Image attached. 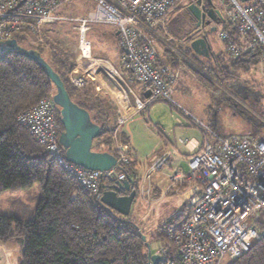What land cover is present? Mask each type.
Returning <instances> with one entry per match:
<instances>
[{"label": "built area", "instance_id": "built-area-1", "mask_svg": "<svg viewBox=\"0 0 264 264\" xmlns=\"http://www.w3.org/2000/svg\"><path fill=\"white\" fill-rule=\"evenodd\" d=\"M69 0H0V41L15 35L34 33L43 42L42 32L51 23L69 20L60 14ZM94 7L84 16L75 18L79 31V50L82 64H93L92 43L88 32L96 25L109 24L119 32L124 49L121 65L129 68L134 79L147 86L151 94L146 100L137 99L142 110L156 101L174 102L173 83L178 77L168 63L159 62L153 41L141 26L155 28L163 25L181 7L197 4L205 7L208 0H92ZM224 16L219 37L225 51L233 59L247 54H258L264 64V0H218ZM219 12V11H218ZM224 24H227L225 26ZM32 31V32H31ZM91 57L86 58L87 47ZM264 66V65H263ZM79 65L71 72L77 87L87 85ZM110 73L114 70L108 69ZM74 73V74H73ZM173 105V104H172ZM194 124H198L214 141H205L188 161V170L176 169L172 185H188L193 195L192 209L185 221L168 227L170 240L177 248L182 264H221L224 258L242 256L260 238L254 221L264 208V137L254 135L215 136L212 127L195 117L179 104L176 106ZM176 108V109H177ZM57 106L51 97L42 98L37 105L22 112L18 120L28 127L48 152L85 187L99 193L100 182L112 183L128 178L125 168L131 158L120 150L116 164L109 170H88L69 162L61 151ZM126 121L119 116L118 123ZM168 156H155L148 171L138 181V194L150 195L147 180L166 162ZM158 248L155 254H163ZM166 264H174L167 259Z\"/></svg>", "mask_w": 264, "mask_h": 264}, {"label": "trees", "instance_id": "trees-1", "mask_svg": "<svg viewBox=\"0 0 264 264\" xmlns=\"http://www.w3.org/2000/svg\"><path fill=\"white\" fill-rule=\"evenodd\" d=\"M184 15L190 16L184 10L181 17L176 18V34L184 33ZM49 31L45 27L42 32L43 42L37 41V34L27 31L10 39L16 40L15 45H10V40L0 41V194L12 188H29L35 183L43 190L33 219L0 214V241L21 246L18 264H152L147 244L153 255L154 242L164 250L158 264H166L167 259L182 264L177 258V248L169 238L168 227L185 221L192 204L185 205L182 211L172 215L148 236L131 214L122 215L101 202L98 192L82 185L30 129L19 122L22 112L37 105L44 97L53 99L57 92L49 73L26 54L27 50H32L59 75L72 100L89 111L93 121L101 126V133L94 140L96 145L119 156V146L113 138V133L119 130L115 109L110 101L95 92L93 84L82 89L71 83L69 75L77 66V51L72 43L66 45ZM118 46L122 57L124 49L120 40ZM213 56L211 63L202 64L208 75L196 70L199 80L209 88L216 84H232L242 78L241 74L250 72L251 66L261 62L258 54H247L238 60L232 58L229 62L223 54ZM224 98L228 104L236 105L232 97ZM56 106V117L62 127L61 108ZM261 132L264 131L253 134L260 136ZM61 151L66 157L62 145ZM136 166L137 161L131 158L125 172L138 182ZM112 185L107 178L101 180L99 193ZM118 192L125 194L126 190ZM254 226L258 231H264V208ZM143 235H146V242ZM227 261V264H264V234L242 256Z\"/></svg>", "mask_w": 264, "mask_h": 264}, {"label": "rangeland", "instance_id": "rangeland-1", "mask_svg": "<svg viewBox=\"0 0 264 264\" xmlns=\"http://www.w3.org/2000/svg\"><path fill=\"white\" fill-rule=\"evenodd\" d=\"M214 1L218 7H221L218 0H214ZM93 7H94V3L92 0L67 1L65 4L62 5L60 14L64 17L69 18V20H63L54 23L53 25H51L49 33L53 35V37H56L59 40L66 43V45H70L71 43L74 45L75 51H77L76 67L80 65L81 68H83V70H80L79 74H85L84 77L86 79L85 81H87L88 84L90 85L93 84L95 87L94 88L95 92L98 93V91L96 90V85H97L96 83L98 82L96 79L97 70L91 69L92 66H94V63L82 64V62H80V58L82 57V54L81 51L79 50V45H78L79 42L78 41L79 31L77 29L78 23L73 21L77 17L84 16L88 11L93 9ZM184 10L185 7H181L178 10L179 13L177 14L174 13L170 16H167V19L164 22V24L158 26V28L160 29V36L164 38V40L169 41L171 45L170 48L168 47L166 49L167 59L170 61L172 65L177 64L179 61L180 63L185 65V67L187 66L190 67L189 66L190 63L192 66L196 67L193 68L194 70L199 71L200 69L203 68L202 70H204V73L208 75L207 71L205 70L202 64H209L213 61V59L211 60L200 59L197 58V56H195L194 53L185 51L187 50L188 47V41L186 39L191 38L194 36V34H196L195 32H193L192 29L193 26L190 24V19H189L190 16L188 17V15H184L186 19V24L183 27L184 33L181 34L182 31L178 34L174 32V28L176 27V23H175L177 20L176 18L178 16L181 17V14L184 13ZM96 26L98 28H92L88 32V37L92 43V50L94 57L96 56L95 58H97V56H101L102 59L108 60L107 58L116 59V57L119 54L118 58L121 61L120 47L118 46L119 40L116 39L115 30L109 24L96 25ZM46 27L49 28V25ZM106 29H110L109 30L110 32H108ZM165 30L169 31V36H166ZM210 41L212 48H214L217 52L220 49L224 48L219 38V33H216L215 35L210 37ZM153 44L155 45L156 48L158 46L159 53L160 52L165 53V49L163 47V45H165V42H163V40L160 39L157 42L153 41ZM175 46L181 51L184 50L183 53L185 54L186 58L181 59L177 56V51L175 50ZM99 53L102 54L100 55ZM223 56L225 60L228 62L229 60L232 59L230 54H228L225 51V48H224ZM89 57H91V55H89ZM227 57L229 59H227ZM106 64L109 68L114 70L112 64L107 62ZM259 66L260 65H256L254 68H252L250 72L241 74L242 78L239 80H235L234 82H232V84H226V86L224 84H216L211 89V92H214L216 96L215 100L211 98L210 101L207 95L201 94V90L197 87L194 88L192 87L191 91H189V89L185 90L184 95L188 104H186L177 97L175 99L179 103L183 104L188 109V110L186 109L188 112L191 113L193 112L194 114L193 113L192 114L195 117L199 118L200 120L202 118H200L199 114L196 113H198L199 109L201 108V100H203V102L207 104L206 109L210 111L209 117L205 118V121L212 123L213 127L216 130L214 131V129L212 128L213 132H217L215 133V136L227 137L230 135H239V136L255 135L253 133L258 131H264V79L260 71L261 68ZM118 67H120V62H118ZM90 76H93L95 79L92 80ZM247 78L249 79L252 78L253 81L257 84V86L261 88L262 91L259 90V88H255L254 86H252L249 82L245 84L244 82L247 80ZM71 83L74 84L72 80ZM242 86L245 87L247 92L241 91ZM80 88L83 89L85 88V86L83 85ZM251 88H253L254 91H252ZM98 95L100 94L98 93ZM224 96L232 97L234 103H236L235 106L237 107L228 104L225 101ZM176 100H174V102L171 103L162 100L153 102L149 107H147L146 110L142 111V113L139 112V114H136L139 119L132 122L129 126L125 124L127 123V121H125V123L123 122L124 125H122L123 123L120 122L117 123L118 127H120L119 129L120 132L119 134L118 132L116 133L114 132L113 138L117 140L116 143L118 144V146L123 145L122 143L125 142L126 136L129 140L130 146H133L137 151L141 153L142 156L146 155L149 150H155L159 146H162L163 144L162 137L164 135L167 137V134L169 135L170 132L169 128L164 125L166 123V115L177 113L181 115L184 120H187V117L184 114L180 113L177 107H176L177 109L172 107V104L176 106L178 105ZM185 104L191 107V109L188 108ZM119 116L120 115L118 114L117 118ZM124 132L126 133V136H124ZM172 137L174 138V136ZM260 137H264V132L260 133ZM103 147L105 148L104 150L107 149L106 146ZM93 150L103 151L100 149V146L96 145L95 142L93 144ZM138 160H141L142 163L146 162V158L145 159L138 158ZM184 167L186 169L188 168L187 165H185ZM150 179L147 180V183ZM148 186L151 192L152 190L149 183ZM185 186L188 187V185L183 184V187ZM42 191H43L42 187L39 183H35L29 188L17 187L3 191L0 194V214L17 216L24 220L33 219L40 198L42 196ZM148 200L149 197L147 194L142 193L141 196H139L138 194L137 198L135 199L132 205L130 214L132 218L135 220V222L139 225V227L145 232V234L150 236V233L153 232L155 229H157L170 217H172V214H171V209L168 208L169 205H166V207L158 211L157 206H155V204L148 205V203L145 202ZM250 220L255 221L254 218H250ZM258 232L260 236L264 234V231L260 230ZM156 246H157V242L152 243V249ZM227 263H228L227 259L224 258L221 264H227Z\"/></svg>", "mask_w": 264, "mask_h": 264}, {"label": "crops", "instance_id": "crops-1", "mask_svg": "<svg viewBox=\"0 0 264 264\" xmlns=\"http://www.w3.org/2000/svg\"><path fill=\"white\" fill-rule=\"evenodd\" d=\"M54 23L49 24V29L51 25H53ZM141 27L143 29V33L147 37L151 38L152 41L157 42L161 39L163 40V42H165V45H163L165 49V53L163 52L159 53L158 46H157V50H158V55H159V62L168 63L169 66L172 68V70L178 73V77L173 83L174 99L177 97L183 102H185L186 104H188L185 99L184 92L187 89L191 91L192 87L199 88L201 90V94L207 95L210 101H211V98H213L214 100L216 99L214 92H211L212 88H209L208 86H206L197 77L196 70L193 69L196 67L192 66L190 63H189V66L191 68L188 66L185 67V65H183L179 61L177 64H174V65L170 63V61L167 59V56H166L167 55L166 49L168 47L170 48L171 45L169 41L164 40V38L160 36V29L158 28V26L155 28H150L146 25H143ZM93 28H98V27L94 26ZM110 29H106V30L110 32L109 31ZM217 33H219V30H217ZM165 34L166 36H169V31L165 30ZM215 34H212L210 37H212ZM115 36H116V39L118 40L119 37L116 31H115ZM221 42L224 47V43L222 40ZM175 50H176V46H175ZM212 52H213V55L223 54L224 48L220 49L218 52L214 49L212 50ZM99 54L101 55L102 53H99ZM177 56L181 59L186 58V56H184L180 52L178 53ZM195 56H197V58H200V59H207L198 54H195ZM118 57H119V54L116 57V59L107 58L108 60H104L102 59L101 56H97V60L93 62L94 66H92L91 69L97 70L96 79L98 82L96 83L97 84L96 90L98 91L100 96L105 95L103 97L107 101L111 102L113 108L115 109L116 116L118 114L126 116L127 123L125 122L124 123L129 126L132 122L139 119L136 114H139V112L142 113V111L147 109V108L142 109V110L137 109V99L146 100L150 96L151 93L149 94L150 89L147 86L137 82L134 79L133 73L130 70H128L127 68L121 67V66L118 67V62H120V59ZM106 62L112 64V66L115 68L113 73L109 72L108 70L109 67L107 66ZM256 65H260L259 66L261 68L260 71L264 79V72H263L264 64H262L261 62L259 64H255L251 66V70ZM202 69H200L199 71L203 74H206L204 73V70ZM90 77L92 78V80L95 79L93 76H90ZM246 81L244 82L245 84L249 82L252 86H254L255 88H259V90H261V88L257 86V84L253 81L252 78L250 79L247 78ZM99 91H102V92H99ZM177 103L181 105L182 107H184L185 109H187L183 104L179 103L178 101ZM186 106L191 109V107H189L188 105ZM206 106L207 104L204 103L203 100H201V108L199 109L198 113H196V114H199V117L202 118L201 120L203 122H206L205 118H208L210 114V111L206 109ZM172 107L175 108L174 105ZM184 115L187 117V120H184L182 116L177 113L166 115V123L164 125L169 128L170 130L169 135L167 134V137L165 135L162 137V141H163L162 146H159L155 150H149L146 155L142 156L139 151H137L133 146H130L129 140L125 132H124V136H126L125 142L122 143L123 145L121 146L119 145L120 150H122L123 152L129 153L130 157L137 161L136 170H137L139 179L145 176L150 166L151 160L155 156H158V157L163 156V155L168 156L166 162L158 169V171H156L153 174L151 179L148 181L152 191L150 192V195L148 196L149 200L145 202L148 203V205L155 204V206H157L158 211L166 207V205H169L168 208L171 209L172 215L179 213L180 211L183 210L185 205L192 204L193 202L192 192L191 190L188 189L187 186L183 187V186H177L176 184L172 185V180H171L172 173L176 169L188 170V168L186 169L184 166L187 165L188 167L189 157L197 150V148H199L205 141H214L212 135L210 136V135H207V133L205 134L204 130L198 124L196 125L194 124V122L190 121V119L188 118V114L187 115L184 114ZM124 123L122 125H124ZM206 123L211 125L214 131H216L210 122H206ZM119 132L120 131L118 130V134ZM214 133H217V132H214ZM172 136H174V138ZM138 158H142V159L146 158V162L142 163V161L138 160ZM148 183H147V186H148ZM158 248H160L159 243H157V246L152 249L153 253H156ZM20 250H21V246L15 242L9 243L8 245H6L0 241V264H18Z\"/></svg>", "mask_w": 264, "mask_h": 264}, {"label": "water", "instance_id": "water-1", "mask_svg": "<svg viewBox=\"0 0 264 264\" xmlns=\"http://www.w3.org/2000/svg\"><path fill=\"white\" fill-rule=\"evenodd\" d=\"M209 2L211 3L212 0H209ZM187 12L193 18V21L196 22V27H200L207 15L211 19H217L218 16L220 20H224L222 14L218 10L215 11L213 7L209 10L204 6L200 8L197 4H190L187 7ZM207 23L209 24V21ZM196 31L198 32L199 30L197 29ZM118 34L119 32H117ZM186 40L189 42L190 38ZM8 43L15 45L16 40H10ZM187 50H192L195 54L207 59L213 57L211 43L205 36L191 40L188 43ZM176 51L177 55L180 52L185 56L183 53L184 50L181 51L176 48ZM26 52L28 56L35 59L49 73L56 85L57 92L53 99L61 108V121L64 126V131L61 133L59 140L65 149L66 159L88 170L106 171L111 169L117 162L116 156L109 151L93 150L94 140L99 137L101 126L93 121L89 111L80 107L72 100L64 82L44 58L35 51L27 50ZM118 190H126V193L119 194ZM137 195L138 182L128 177L123 181H115L111 187L105 189L101 197V202L107 204L122 215H129ZM143 240L146 242V235H143ZM147 247L152 264H158L162 257L158 254L151 255L150 245L147 244Z\"/></svg>", "mask_w": 264, "mask_h": 264}, {"label": "flooded vegetation", "instance_id": "flooded-vegetation-1", "mask_svg": "<svg viewBox=\"0 0 264 264\" xmlns=\"http://www.w3.org/2000/svg\"><path fill=\"white\" fill-rule=\"evenodd\" d=\"M209 1V0H208ZM205 7L207 8V9H211L212 7H215L216 6V4H215V1L214 0H212V2L210 3V2H206L205 3ZM218 10V9H217ZM221 14H222V12L220 11V10H218ZM222 16H223V14H222ZM223 18H224V16H223ZM190 19V24L193 26L192 27V29H193V32H196V34H194V36L193 37H191L190 38V40H189V42H191V40H193V39H195V38H199V37H202V36H205L208 40H209V42L211 43V41H210V36L212 35V34H215V33H217V30H219L220 28H221V26H222V24L224 23L223 22V20H220V18H218V16H217V19H211V17H209L208 15L206 16V18L202 21V23H201V25H200V27H196V22L195 21H193V18H189ZM209 21V24L207 23ZM191 29V28H190ZM199 30L198 32L196 31V30ZM188 42V43H189ZM192 51V50H191ZM193 52V51H192ZM194 53V52H193ZM195 54V53H194ZM251 90L252 91H254V89L253 88H251ZM241 91H244V92H247V90L245 89V87L244 86H242L241 87ZM256 94H257V92H256ZM61 111V110H60ZM64 131V126H60V128H59V138H60V136H61V133Z\"/></svg>", "mask_w": 264, "mask_h": 264}, {"label": "bare ground", "instance_id": "bare-ground-1", "mask_svg": "<svg viewBox=\"0 0 264 264\" xmlns=\"http://www.w3.org/2000/svg\"><path fill=\"white\" fill-rule=\"evenodd\" d=\"M87 47V46H86ZM91 53V49H89L88 47H87V51L85 52V54H86V58L88 59V58H90L89 57V55H91L90 54ZM105 63V62H104ZM115 69V68H114Z\"/></svg>", "mask_w": 264, "mask_h": 264}, {"label": "clouds", "instance_id": "clouds-1", "mask_svg": "<svg viewBox=\"0 0 264 264\" xmlns=\"http://www.w3.org/2000/svg\"><path fill=\"white\" fill-rule=\"evenodd\" d=\"M61 144V143H60ZM116 158H117V156H116ZM103 194V193H102ZM138 196V195H137ZM155 254V253H154Z\"/></svg>", "mask_w": 264, "mask_h": 264}]
</instances>
